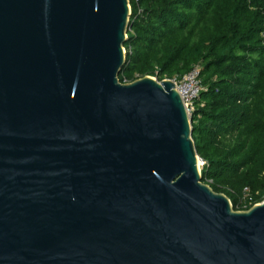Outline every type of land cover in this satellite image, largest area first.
Wrapping results in <instances>:
<instances>
[{"label": "water", "instance_id": "1", "mask_svg": "<svg viewBox=\"0 0 264 264\" xmlns=\"http://www.w3.org/2000/svg\"><path fill=\"white\" fill-rule=\"evenodd\" d=\"M131 0H0V264H264V201L202 180L172 79L122 82Z\"/></svg>", "mask_w": 264, "mask_h": 264}, {"label": "trees", "instance_id": "2", "mask_svg": "<svg viewBox=\"0 0 264 264\" xmlns=\"http://www.w3.org/2000/svg\"><path fill=\"white\" fill-rule=\"evenodd\" d=\"M122 82L201 69L202 180L235 210L264 201V0H131ZM242 205V206H239Z\"/></svg>", "mask_w": 264, "mask_h": 264}, {"label": "built area", "instance_id": "3", "mask_svg": "<svg viewBox=\"0 0 264 264\" xmlns=\"http://www.w3.org/2000/svg\"><path fill=\"white\" fill-rule=\"evenodd\" d=\"M153 77L158 79L159 81L162 80L160 79V76L158 74L154 75ZM163 79H172L175 82L176 88L179 91L182 100L186 106V109L191 116L196 109V101L199 98L201 92L204 90L200 67H194L189 73L185 74L183 77H164ZM200 166L201 168H203V160L200 161ZM210 183H212V180H209L207 182V184L209 185ZM243 210H248L246 204L244 205Z\"/></svg>", "mask_w": 264, "mask_h": 264}, {"label": "rangeland", "instance_id": "4", "mask_svg": "<svg viewBox=\"0 0 264 264\" xmlns=\"http://www.w3.org/2000/svg\"><path fill=\"white\" fill-rule=\"evenodd\" d=\"M202 169V168H201ZM239 206H242V205H239ZM239 211H241V210H239Z\"/></svg>", "mask_w": 264, "mask_h": 264}]
</instances>
